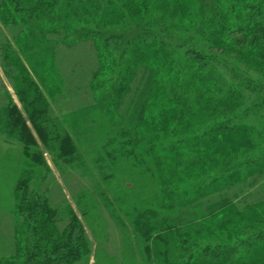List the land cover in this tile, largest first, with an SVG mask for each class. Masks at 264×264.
I'll return each mask as SVG.
<instances>
[{"label": "rangeland", "instance_id": "rangeland-1", "mask_svg": "<svg viewBox=\"0 0 264 264\" xmlns=\"http://www.w3.org/2000/svg\"><path fill=\"white\" fill-rule=\"evenodd\" d=\"M232 2V10H224L225 0H188L196 13L193 20L198 29L188 25L176 34L182 32L207 56L216 57L221 81L232 79V85L245 94L233 100L238 104L237 110L244 111V106L253 107L261 96L264 100L259 93L264 91V66L254 67L249 56L240 50L221 53L212 47L213 39L228 26L232 27V40L236 38L233 28L254 17L257 4L264 6V0ZM151 19L156 27L172 29L177 25L169 20ZM43 28L34 19L12 25L3 23L0 17V264H41L52 255V241L45 246L47 240L39 239L35 212L20 207L30 206L34 200L51 208L48 223L54 228L53 240L64 239L65 229L72 226L71 219L78 218L86 240L78 258H70L67 264H154L147 257L146 243L131 223V216L138 215L142 220L150 217L147 209L156 201L157 179L149 161L133 157L127 161L124 151L136 149L138 153L147 146L141 139L135 144L128 142V134L136 132L140 138L156 133L148 112L145 120H139L141 96L146 94L149 82L148 67L146 63L141 65L127 91H121L120 100L115 103L107 98L105 102L103 98L111 96V87L120 85V81L100 85L105 76L113 73L116 79L118 74L112 62L114 54L99 49L105 37L77 39L73 19L65 20L57 29ZM114 43L112 39L107 41L110 47ZM16 61L24 66L23 71ZM21 76L26 80L20 81ZM242 78L253 88L246 90ZM23 85L32 90L33 96L40 92L43 97L37 96V101L35 97L26 99L17 91ZM196 116L214 118L207 113ZM245 119L264 151V108L262 112H251ZM29 133L34 136V148L42 152L45 164L35 166L22 194L17 186L28 163L24 142L30 140ZM63 138L65 142L61 143ZM252 146L232 151L234 172L242 166L241 157L254 155L257 144ZM206 160L213 161L207 164L214 168L222 164V160L215 161L210 156ZM242 175L232 179L229 188L220 187L219 192L202 198L200 204L184 208L183 217L203 213L225 196L240 209L264 213V163L252 164ZM237 226L244 230L246 222ZM237 226L232 225V234L239 241L244 238V249L239 250L249 248L254 255L259 253L264 242L248 247L246 236L264 231V216L251 221L244 234L241 229L237 232Z\"/></svg>", "mask_w": 264, "mask_h": 264}, {"label": "trees", "instance_id": "trees-1", "mask_svg": "<svg viewBox=\"0 0 264 264\" xmlns=\"http://www.w3.org/2000/svg\"><path fill=\"white\" fill-rule=\"evenodd\" d=\"M187 1L0 0V17L3 23L12 25L27 24L34 19L43 24L46 30L57 29L65 20L73 19V32L77 39L105 37L103 47L101 45L99 49L108 55L114 54L112 62L118 74L116 79L113 73L105 76L100 85L104 87L120 81L117 88L114 85L111 87V96L103 98L105 102L107 98L115 103L120 100L121 91H127L128 84L137 77L141 65L146 63L149 82L146 94L141 96L139 120H145L148 112L156 133L140 138L136 132L128 134V142L135 144L137 139H141L147 146H143L138 153L136 149L124 151L127 161L131 157L149 161L157 179L156 201L147 209L150 217L142 220L138 215L131 216V223L146 243L150 261L154 264H264V245L255 255L249 248L240 251L244 249V238L239 241L232 234V225L237 226L245 221L244 230H247L251 221L263 218V212L251 208L240 209L234 200L225 196L215 206L205 208L203 213L189 214L187 219L183 217L184 208L191 209L200 204L202 198L219 192L220 187L229 188L232 179L242 177V173L252 164L260 166L264 163V151L251 133L253 128L244 123L251 112H262L263 96L253 107L247 105L244 111L237 110L238 104L233 100L245 97V94L232 85V79L225 83L221 81L216 70V65L219 66L216 57L207 56L197 43L186 38L182 32L176 34L179 28L185 30L188 25L198 29L193 20L196 13ZM225 2L224 10H232L234 2ZM256 9L254 17L233 28L236 38L232 40V27L228 26L215 34L212 47L221 53L240 50L249 56L253 66L262 68L263 4H257ZM152 17L176 22L177 25H173L172 29L156 27ZM108 39L115 40L112 47L107 44ZM15 64L23 71L24 66L19 61ZM20 79L26 80L22 76ZM242 83L247 85L243 78ZM212 85H216L214 89ZM249 87L253 88L247 85L246 90ZM17 91L26 99L35 97L37 101V96L43 97L40 92L37 96L30 94L32 90L26 85ZM259 93L264 95V91ZM198 113L214 115V118L204 119L196 116ZM33 116L34 113L30 115L31 118ZM133 128L136 130L135 126ZM28 136L30 140L24 142V155L28 163L17 186L22 194L29 186V174L35 172V166L45 164L42 152L34 148V136L32 133ZM64 142L63 138L61 143ZM254 144H257L254 155L241 157L242 166L234 172L232 151L249 145L253 147ZM64 148H67L66 145ZM60 150L64 154L63 147ZM207 156L215 161L222 160V164L214 168L207 164L213 162L207 161ZM44 203L34 200L30 206L26 204L20 207L26 212L27 209L28 212H35L38 219L36 228L41 235L39 239L47 240L45 246L48 242L53 243L52 255L41 264H67L70 258H78L86 240L85 234L78 218L73 216L71 228L64 231V239L53 240L54 228L48 223L52 217L48 215L51 208ZM235 228L237 232L243 230L239 226ZM246 240L248 247H255L259 242H264V231L250 233Z\"/></svg>", "mask_w": 264, "mask_h": 264}]
</instances>
